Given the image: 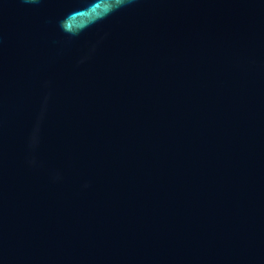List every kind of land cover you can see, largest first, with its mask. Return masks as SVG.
<instances>
[{
    "label": "water",
    "instance_id": "obj_1",
    "mask_svg": "<svg viewBox=\"0 0 264 264\" xmlns=\"http://www.w3.org/2000/svg\"><path fill=\"white\" fill-rule=\"evenodd\" d=\"M0 264H264V0H0Z\"/></svg>",
    "mask_w": 264,
    "mask_h": 264
}]
</instances>
